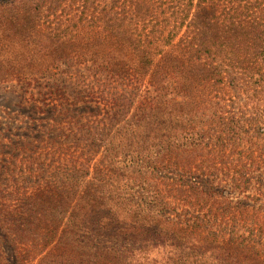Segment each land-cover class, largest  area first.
I'll use <instances>...</instances> for the list:
<instances>
[{"label": "trees", "instance_id": "obj_1", "mask_svg": "<svg viewBox=\"0 0 264 264\" xmlns=\"http://www.w3.org/2000/svg\"><path fill=\"white\" fill-rule=\"evenodd\" d=\"M158 4L167 10L158 14ZM203 4L210 11L220 6L217 0H0V79L33 82L39 107L73 121L66 137L73 136L71 146L51 147L52 186L30 195L19 189L16 206L0 192L4 241L16 249L17 263L29 259L23 246L40 242L48 249L67 222L57 252L39 264H264L263 224L246 225L241 234L232 226L228 240L225 228L205 230L214 254L170 257L137 255L144 244L118 230L123 212L154 228L152 249L163 239L180 247L196 238L197 228H177L163 213L168 204L161 189L179 159L206 138L196 93L207 99L209 90L219 93L238 76L264 90V29H237L243 22H235L221 30L220 17L191 13ZM75 6L82 11L72 15ZM59 10L47 35L37 37L36 25L30 31L46 11L56 16ZM82 24L94 39L70 49L77 41L72 30ZM180 94L187 100L182 105ZM81 103L99 105L98 112L84 109L83 123Z\"/></svg>", "mask_w": 264, "mask_h": 264}, {"label": "rangeland", "instance_id": "obj_2", "mask_svg": "<svg viewBox=\"0 0 264 264\" xmlns=\"http://www.w3.org/2000/svg\"><path fill=\"white\" fill-rule=\"evenodd\" d=\"M217 2L220 6L212 11L208 10V4H203L191 13H209L211 17H220L221 30L229 29L235 22H243V26H236L237 29H264V0H228L229 4L221 0ZM158 7V10H154L158 14L167 10L159 4ZM59 11L56 16L46 11L44 16L35 20L30 31L36 25L34 33L37 37L47 35L48 21H53L57 27L56 17L62 14ZM72 11V15H75L82 9L78 11L75 6ZM128 12L136 15L134 9ZM72 32L77 37L75 43L69 42V48L73 50L80 43L86 45L85 42L92 41L95 36L87 24L80 25ZM233 78L236 80H227L219 93L209 90L211 94L207 99L196 93L195 100L201 105L200 113L203 114L206 131L203 146L179 159V169L170 170L168 179L161 185L164 201L168 204L163 213L170 216L171 224L177 228L191 225L192 231L198 229V235L194 239L189 238L180 247H171V243L163 239L160 247L152 249L147 247V242H154V228L138 220L129 221L125 213L119 212V233L137 244H144L143 248L136 250L137 255H212L215 251L203 238L207 237L205 230L219 232L220 228H225L228 231L225 239L228 240L232 226L241 234L246 225H264V90L248 77ZM32 85L12 77L0 79V192L5 202L13 206L17 205L19 189L30 195L52 186L51 147L55 144L56 148L60 145L66 148L73 142V136L66 138L73 121L64 120L58 111L52 112L49 107H39L35 102L38 96L32 95ZM149 88L146 82L140 100L145 101ZM169 96L173 99V96ZM185 101L183 94L176 98L179 105ZM80 107L79 115L83 123L89 114L84 109L98 112L99 105L81 103ZM101 161L102 156H97L93 164L99 165ZM31 162H34L33 172H28L27 167ZM42 162L45 163V171L41 170ZM134 210L137 211V207ZM1 220L3 217H0V263L20 264L15 260L16 249L4 241L8 232L2 227ZM130 222L133 224L128 226ZM66 223L48 249L40 242H36L37 247L33 244L23 246L20 249L22 254L29 257L25 264H39L41 257L56 253L59 240L68 229Z\"/></svg>", "mask_w": 264, "mask_h": 264}]
</instances>
